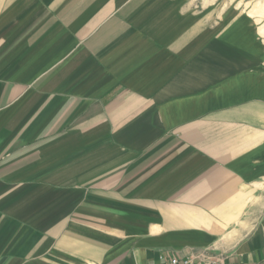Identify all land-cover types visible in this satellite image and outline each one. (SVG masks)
Segmentation results:
<instances>
[{
    "label": "crops",
    "instance_id": "0c3cea01",
    "mask_svg": "<svg viewBox=\"0 0 264 264\" xmlns=\"http://www.w3.org/2000/svg\"><path fill=\"white\" fill-rule=\"evenodd\" d=\"M238 16L0 0V264H264V45Z\"/></svg>",
    "mask_w": 264,
    "mask_h": 264
},
{
    "label": "rangeland",
    "instance_id": "374dc122",
    "mask_svg": "<svg viewBox=\"0 0 264 264\" xmlns=\"http://www.w3.org/2000/svg\"><path fill=\"white\" fill-rule=\"evenodd\" d=\"M214 2L228 4L232 13L239 14L238 17L244 15L246 20L253 21V23L260 28L259 41L264 45V35L261 33L264 27L263 8L264 0H214ZM231 13V12H230Z\"/></svg>",
    "mask_w": 264,
    "mask_h": 264
},
{
    "label": "built area",
    "instance_id": "2783aa9c",
    "mask_svg": "<svg viewBox=\"0 0 264 264\" xmlns=\"http://www.w3.org/2000/svg\"><path fill=\"white\" fill-rule=\"evenodd\" d=\"M165 264H225V263L216 259H202L192 256H188V257L172 256L168 259V261Z\"/></svg>",
    "mask_w": 264,
    "mask_h": 264
}]
</instances>
